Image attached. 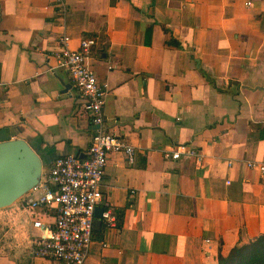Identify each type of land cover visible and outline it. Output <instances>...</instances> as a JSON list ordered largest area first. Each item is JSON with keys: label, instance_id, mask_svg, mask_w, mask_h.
<instances>
[{"label": "crops", "instance_id": "0c3cea01", "mask_svg": "<svg viewBox=\"0 0 264 264\" xmlns=\"http://www.w3.org/2000/svg\"><path fill=\"white\" fill-rule=\"evenodd\" d=\"M62 1L0 0V142L26 140L45 172L86 153L91 116L57 54L96 39L105 130L135 154L108 156L84 264H214L262 234L247 161H264V0ZM180 146L200 158L166 156ZM37 233L24 199L0 209V264H62L33 255Z\"/></svg>", "mask_w": 264, "mask_h": 264}, {"label": "built area", "instance_id": "2783aa9c", "mask_svg": "<svg viewBox=\"0 0 264 264\" xmlns=\"http://www.w3.org/2000/svg\"><path fill=\"white\" fill-rule=\"evenodd\" d=\"M62 0L54 6L63 7ZM69 37L62 39L64 48L58 52L60 67L70 73L72 83L84 100V108L91 116L92 133L84 155L56 157L38 185L22 197L32 217V225L39 233L31 238L33 255L62 264H84L94 240L95 209L103 199L101 189L108 156L122 152L133 159V146L120 136L105 130V104L108 86L100 83L87 60L97 45L93 38L83 39L78 49L68 47ZM187 152L200 158L195 149L180 146L166 156L178 159ZM250 168L264 174V161H247ZM31 196V197H30ZM52 212L54 223L45 225L43 215ZM108 228L116 226V216L109 210L102 214Z\"/></svg>", "mask_w": 264, "mask_h": 264}, {"label": "water", "instance_id": "95a60500", "mask_svg": "<svg viewBox=\"0 0 264 264\" xmlns=\"http://www.w3.org/2000/svg\"><path fill=\"white\" fill-rule=\"evenodd\" d=\"M42 173V159L26 140L0 142V209L12 205L38 185Z\"/></svg>", "mask_w": 264, "mask_h": 264}, {"label": "trees", "instance_id": "16d2710c", "mask_svg": "<svg viewBox=\"0 0 264 264\" xmlns=\"http://www.w3.org/2000/svg\"><path fill=\"white\" fill-rule=\"evenodd\" d=\"M214 264H264V232L248 243L232 247L228 254H220Z\"/></svg>", "mask_w": 264, "mask_h": 264}, {"label": "rangeland", "instance_id": "374dc122", "mask_svg": "<svg viewBox=\"0 0 264 264\" xmlns=\"http://www.w3.org/2000/svg\"><path fill=\"white\" fill-rule=\"evenodd\" d=\"M31 197V196H30Z\"/></svg>", "mask_w": 264, "mask_h": 264}]
</instances>
